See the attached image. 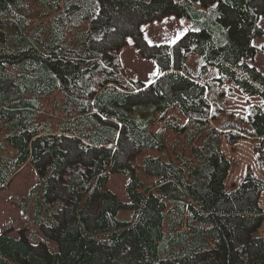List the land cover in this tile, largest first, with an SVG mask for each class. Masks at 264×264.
Wrapping results in <instances>:
<instances>
[{"label":"trees","instance_id":"obj_1","mask_svg":"<svg viewBox=\"0 0 264 264\" xmlns=\"http://www.w3.org/2000/svg\"><path fill=\"white\" fill-rule=\"evenodd\" d=\"M263 12L264 0H0V188L35 170L11 202L24 214L32 202L44 236L0 233V264H264V180L248 171L227 192L221 148L223 136L258 137L264 162V108L223 118L202 75L214 66L213 85L264 97L247 63ZM168 14L190 28L148 44L141 24ZM128 36L160 64L148 85L123 77ZM117 173L126 202L108 186Z\"/></svg>","mask_w":264,"mask_h":264},{"label":"rangeland","instance_id":"obj_2","mask_svg":"<svg viewBox=\"0 0 264 264\" xmlns=\"http://www.w3.org/2000/svg\"><path fill=\"white\" fill-rule=\"evenodd\" d=\"M258 23L262 27L263 33L252 39L255 54L247 63L264 74V52L261 49L264 44V12L260 14ZM189 28V20L176 14H168L141 24L143 39L150 45L171 46ZM119 57L123 66V77L126 80L135 79L148 85L155 80L153 77L159 74V62L144 54L133 36H128L127 41L121 46ZM199 57V55L193 54L186 61L187 69L196 75H199L200 72ZM202 75L209 84L211 99L217 100L218 104L226 111L223 118L244 123L248 106L255 104L264 108V97L259 94H247L232 82H226L221 86L213 85L210 81L211 77L217 75L214 66H210L209 70ZM261 141L258 137L248 135L233 142L222 137L221 148L229 160V168L224 180V188L227 192L238 187L248 171H251L255 177L264 180V162L259 159L255 148ZM262 146L264 147V142ZM35 180V170L30 165H25L5 187L0 188V233L10 229L11 235L32 237L33 242L44 238L40 228L32 222V202L29 203L25 214L11 202L12 198L27 194ZM125 181L126 177L120 173L111 174L108 181L109 189L122 202H126L127 199L124 188ZM258 204L264 211V190L260 194ZM126 212L124 207L118 211L117 215L119 218L128 217ZM256 233L264 234V220ZM48 242L52 250H58L56 242Z\"/></svg>","mask_w":264,"mask_h":264}]
</instances>
